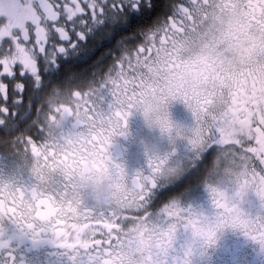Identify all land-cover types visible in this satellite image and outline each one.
<instances>
[{"label": "flooded vegetation", "instance_id": "af4514ba", "mask_svg": "<svg viewBox=\"0 0 264 264\" xmlns=\"http://www.w3.org/2000/svg\"><path fill=\"white\" fill-rule=\"evenodd\" d=\"M180 2L175 0L166 11L154 10V0H148L139 10L106 12L102 21L88 26L84 42L60 54L58 64L45 67V84H53L57 95L63 92L69 96L74 90L98 87L113 72L102 90L104 101L91 119L83 114L61 113L63 121L53 126V120L61 114L54 113L49 120L37 118L32 105H27L19 107L9 122L0 126V210L12 211L13 205L34 210L31 222L39 224L35 229L9 220L0 225V243L13 251L17 264H148L149 252L140 250L133 235L142 220L165 227L172 222L166 215L172 205L212 218L217 209L210 186L236 197L241 177L235 171L227 172L232 149L223 145L220 136L203 145L194 141L207 140L214 121L231 107L238 85L225 84L213 93L216 99L210 109H205L210 119L198 116L183 99L170 101L167 111L173 126L171 134L150 127L138 108L131 110L126 127L112 131L118 124L116 113L123 109L122 90L146 91L175 74L163 56L147 64L142 60L143 70L136 75L127 71L121 74L114 68L118 60L147 40L148 33L175 14ZM132 15L144 22L129 26ZM194 55L179 45L173 59L189 62ZM237 79L243 83V72ZM26 92L28 99H46L45 93L50 94L48 89H33L31 82ZM38 123H43V130H37ZM95 129L101 136H109L105 168L111 165L114 176V166L122 169L131 196L117 195L109 183L98 187V173L73 159L77 145L88 151L83 142L100 137ZM27 135L39 141L35 150L24 145L22 137ZM153 160L163 161V171L151 192L147 212L135 217L124 210L143 207L136 180L153 175ZM240 206L248 219L264 222V200L254 191L244 196ZM57 231L68 235L57 237ZM190 239L191 234L181 230L177 248L182 252ZM65 241L77 247H61ZM191 260L192 264H264V245L240 230L228 228L217 234L213 244L199 245Z\"/></svg>", "mask_w": 264, "mask_h": 264}, {"label": "snow or ice", "instance_id": "6c2138e0", "mask_svg": "<svg viewBox=\"0 0 264 264\" xmlns=\"http://www.w3.org/2000/svg\"><path fill=\"white\" fill-rule=\"evenodd\" d=\"M147 3L148 0H0V126L6 125L19 107L27 105H32L37 118L42 116L46 120L53 118L54 113L83 114L89 119L95 116L98 104L104 101L102 90L112 71L98 87L74 90L69 96L63 92L57 95L53 84H45L44 69L58 64L60 54L84 42L90 30L88 26L102 21L106 12H121L126 8L139 10ZM177 8L163 25L147 34L145 42L118 60L114 68L121 74L127 71L136 75L143 70L142 60L147 64L154 57L163 56L175 74L146 91L122 90L123 109L116 113L118 124L112 131L126 127L134 108L156 104L167 109L168 103L177 99L188 103L198 116L210 119L205 109H210L216 99L213 93L225 84L234 83L239 90L230 101L231 107L214 121L206 141L194 143H211L220 136L223 145L232 149L228 152L227 172L235 171L241 179L236 197L210 186L217 209L212 218L187 209L181 214L173 210L175 205L169 207L166 215L172 222L159 228L149 251L148 264H192L191 257L197 247L213 244L217 234L228 228L240 230L264 245V222L251 221L240 206L249 191L264 200V0H181ZM137 22L144 21L132 15L129 26ZM179 45L195 54L193 59L189 62L173 59ZM245 68L247 71H243ZM241 72L243 83L237 79ZM29 82L33 89H48L50 94L45 93L46 99H28ZM43 127V123L36 125L38 131ZM160 127L162 132L171 134L173 131L168 119L160 121ZM22 139L26 147L35 150L38 146L39 141L32 135ZM107 142L108 135L84 141L88 151L77 145L73 159L86 170L100 173L107 163ZM82 151L84 154L80 155ZM150 163L153 175L138 176L136 180L143 207L124 210L135 217L147 212L151 192L163 171V161ZM113 170L117 176L123 174L118 166ZM33 212L17 205H13L12 211L0 210V225L9 220L35 229L39 224L31 222ZM181 230L191 234L182 252L177 248ZM55 235L68 234L57 231ZM61 247L73 249L77 245L65 241ZM0 249V264H17L10 248L0 243Z\"/></svg>", "mask_w": 264, "mask_h": 264}, {"label": "clouds", "instance_id": "9594fccd", "mask_svg": "<svg viewBox=\"0 0 264 264\" xmlns=\"http://www.w3.org/2000/svg\"><path fill=\"white\" fill-rule=\"evenodd\" d=\"M138 110L141 112L143 119L147 122L150 127H160V121L164 119H168L171 121L169 113L167 109H164L156 104H147L138 107ZM64 119V115L61 114L57 116L53 120V126L60 124ZM113 123H116L113 121ZM172 124V122H171ZM173 128V126H172ZM95 134L101 136V132L99 129H95ZM96 183L98 187H102L105 183L111 184L115 190L117 195H128L131 196L132 192L128 187L126 178L122 176H114L111 165L105 168L102 172L96 175ZM174 211H177L183 214L184 208L175 205L173 208ZM159 226L156 225L151 220L149 221H141L137 226L135 232L133 233L135 239L138 242L139 248L143 252H149L153 243L158 237L159 234Z\"/></svg>", "mask_w": 264, "mask_h": 264}, {"label": "trees", "instance_id": "16d2710c", "mask_svg": "<svg viewBox=\"0 0 264 264\" xmlns=\"http://www.w3.org/2000/svg\"><path fill=\"white\" fill-rule=\"evenodd\" d=\"M174 2L175 0H154L153 9L160 10V11H166L172 8Z\"/></svg>", "mask_w": 264, "mask_h": 264}]
</instances>
